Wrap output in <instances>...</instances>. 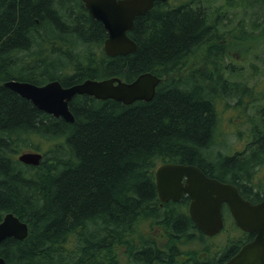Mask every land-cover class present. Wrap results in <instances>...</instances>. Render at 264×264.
I'll return each mask as SVG.
<instances>
[{"label": "trees", "instance_id": "trees-1", "mask_svg": "<svg viewBox=\"0 0 264 264\" xmlns=\"http://www.w3.org/2000/svg\"><path fill=\"white\" fill-rule=\"evenodd\" d=\"M210 1L154 3L128 33L135 52L110 58L101 23L80 0H0V221L11 213L28 228L25 239L0 243L4 264H224L253 238L223 205L229 223L217 237L225 242L210 248L214 238L189 219L188 198L160 203L155 187L156 167L182 164L233 185L252 204L262 199L253 176L264 164V135L257 151L216 152L215 104L232 97L218 72L217 35L231 9L222 1L209 10ZM144 73L159 78L150 101L76 95L72 123L3 86L130 83ZM23 150L41 153L39 165L19 163Z\"/></svg>", "mask_w": 264, "mask_h": 264}, {"label": "water", "instance_id": "water-1", "mask_svg": "<svg viewBox=\"0 0 264 264\" xmlns=\"http://www.w3.org/2000/svg\"><path fill=\"white\" fill-rule=\"evenodd\" d=\"M167 0H81L88 15L102 24L106 33L103 52L107 57L126 56L135 52L134 42L127 36L133 21L148 12L155 2ZM159 79L149 73L139 75L131 83L117 78L101 81L85 80L63 88L57 81L36 86L27 82L9 80L3 86L29 101L37 110L54 118L72 123L68 103L75 95H87L96 100H114L124 105L135 101H150ZM42 155L23 152L17 161L27 166H38ZM155 186L161 203L178 202L182 196L189 199L188 216L197 230L208 238L223 228L222 205H226L235 225L243 232L253 234L251 242L225 264H264V196L256 204L244 200L231 184H224L205 176L198 168L182 164H163L154 172ZM27 225L7 213L0 222V243L6 238L23 240ZM0 264H4L0 258Z\"/></svg>", "mask_w": 264, "mask_h": 264}, {"label": "flooded vegetation", "instance_id": "flooded-vegetation-1", "mask_svg": "<svg viewBox=\"0 0 264 264\" xmlns=\"http://www.w3.org/2000/svg\"><path fill=\"white\" fill-rule=\"evenodd\" d=\"M221 22L217 35L220 54L218 72L223 82V90L232 94L231 98L221 101L225 115L223 118H228L233 126L226 132L258 134V146L260 138L264 135V18L259 25L258 20H250L249 24L238 21L233 25H230L229 19H223ZM248 112L253 114L250 118L245 115ZM244 118H247L249 124L246 126L248 131L239 132L238 129L245 126ZM260 180L264 185V172L260 175ZM247 243L241 245L230 258Z\"/></svg>", "mask_w": 264, "mask_h": 264}, {"label": "rangeland", "instance_id": "rangeland-1", "mask_svg": "<svg viewBox=\"0 0 264 264\" xmlns=\"http://www.w3.org/2000/svg\"><path fill=\"white\" fill-rule=\"evenodd\" d=\"M222 1H227V3L230 1V9L228 11V19L230 20V25H233L234 22L238 21H243L245 24H249L250 20H258L257 24L259 25L262 22V18H264V0H247L245 2H241L240 0H211L208 3L207 8L209 10H212L211 8L217 7L221 4ZM205 4V3H203ZM263 16L256 18L257 16ZM259 28V27H258ZM233 102V100H230ZM221 101L215 104V110L218 115L219 119V125H218V135L216 134V137L214 139V143L216 147V152L219 155L222 156H232L235 153L243 155L244 152L248 150L249 147L254 149L255 151L259 150L257 149V140L256 138L258 137V134H231L228 133L231 129L232 124L228 120V118H223L224 111H223V105ZM226 103V102H225ZM248 118H250L252 112H248L245 114ZM245 122L243 125H245L242 128H239L238 131H248V126L249 124L247 123V118H244ZM247 126V127H246ZM228 131V132H226ZM260 144V143H259ZM261 146L264 147V142L261 144ZM25 151V150H23ZM240 155V156H241ZM264 172V164L263 166H259V168L256 170L253 176V182L258 185L260 182V175H262ZM258 175V176H257ZM261 181V180H260ZM225 219L226 223L228 222V216L225 215L223 217ZM230 233L234 236L235 233L230 230ZM226 238V234H225ZM213 239V238H212ZM222 242L224 243V239L215 237L214 240L212 241V245L208 242L207 245H199L197 243H193V245H187L185 247L186 250L192 249V248H208V245L210 248H216L218 246H221Z\"/></svg>", "mask_w": 264, "mask_h": 264}]
</instances>
